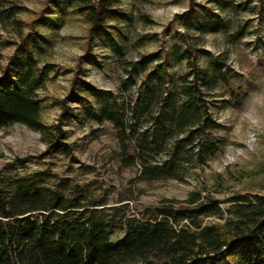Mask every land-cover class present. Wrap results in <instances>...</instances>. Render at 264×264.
I'll return each instance as SVG.
<instances>
[{"label": "trees", "instance_id": "16d2710c", "mask_svg": "<svg viewBox=\"0 0 264 264\" xmlns=\"http://www.w3.org/2000/svg\"><path fill=\"white\" fill-rule=\"evenodd\" d=\"M56 1L50 0L27 25L18 16L23 0H0V45L14 46L0 71V127L23 123L41 134L47 149L65 154L72 150L63 128L74 112L68 102L72 94L58 101V122L45 124L39 91L46 89L52 68L36 57L45 50L40 25L59 27L77 13L91 41L103 40L123 58L125 49L111 28L129 16L121 0H64L55 18L46 17L45 9ZM190 1L181 20L183 32L167 52L154 50L127 61L123 90L136 86V94L112 99L96 113L134 139L135 151L120 139L122 158L138 164L149 180L182 181L185 165L204 166L222 146L209 136L219 125L212 110L220 106L211 91L237 74L226 55L206 50L190 32L225 31L229 20L221 12L233 0H216L214 11ZM2 32L12 36L2 37ZM233 35L242 37L243 26ZM173 60L184 62L185 72L174 75ZM77 71L74 80L83 68ZM87 90L93 96L101 93L94 86ZM104 94L113 97L110 91ZM15 182L10 189L0 184V264H264V193L236 191L225 198L229 205L223 209L213 192L193 189L183 199L163 198L132 211L127 203L107 205L78 186L64 195L21 177ZM207 217L220 221L205 222ZM118 229L123 234L113 240Z\"/></svg>", "mask_w": 264, "mask_h": 264}, {"label": "rangeland", "instance_id": "374dc122", "mask_svg": "<svg viewBox=\"0 0 264 264\" xmlns=\"http://www.w3.org/2000/svg\"><path fill=\"white\" fill-rule=\"evenodd\" d=\"M215 1L195 0V3L214 11ZM49 2L23 0L24 10L18 16L29 25ZM63 3L64 0L50 3L45 16L55 18ZM190 4V0H121L120 8L129 17L117 21L120 31L114 25L111 29L125 49L123 58L103 40L91 41L88 25L77 13L68 16L59 27L41 23L45 50L37 52L36 57L52 68L46 89L39 91L43 103L41 118L47 125L58 122V101L72 94L68 102L74 112L63 122L72 150L65 154L50 151L37 130L20 122L0 127L2 187L10 189L19 177L41 187L55 188L64 195L78 186L81 192L103 199L107 205L127 203L132 211L155 205L163 198L183 199L193 189L213 192L223 209L229 205L225 198L236 191L264 193V0H233L221 12L229 20L225 31L190 32L206 50L226 55L227 64L237 75L211 91L220 106L212 110L219 125L209 136L220 139L221 148L204 166L185 165L184 180L142 177L140 166L126 164L121 154L120 139L129 142L130 151L135 149L134 139L124 137L111 120L96 117L112 99L120 101L136 94V86L123 90L127 61L154 50L167 52L177 41L178 33L183 32L181 20ZM240 26L244 35L235 39L233 32ZM10 32H2V37L12 36ZM13 52L14 46L0 45V71ZM199 61L204 62L203 57ZM81 68L83 72L76 82L74 77ZM170 68L174 75L187 69L184 62L174 60ZM88 86L101 93L91 95ZM109 91L113 94L111 99L104 94ZM221 99L231 102L223 105ZM62 179L69 181L62 184ZM213 219L220 221L213 217L204 221ZM122 234V229H118L112 239Z\"/></svg>", "mask_w": 264, "mask_h": 264}]
</instances>
